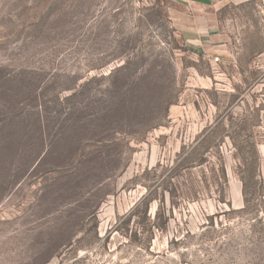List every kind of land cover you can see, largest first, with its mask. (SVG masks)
<instances>
[{"label":"rangeland","instance_id":"rangeland-1","mask_svg":"<svg viewBox=\"0 0 264 264\" xmlns=\"http://www.w3.org/2000/svg\"><path fill=\"white\" fill-rule=\"evenodd\" d=\"M192 12L218 36L188 42ZM182 147L209 162L172 198ZM152 184L148 246L129 214ZM0 264H264V0H0Z\"/></svg>","mask_w":264,"mask_h":264},{"label":"trees","instance_id":"trees-1","mask_svg":"<svg viewBox=\"0 0 264 264\" xmlns=\"http://www.w3.org/2000/svg\"><path fill=\"white\" fill-rule=\"evenodd\" d=\"M218 125H215L213 128L211 126L204 128L199 135V142L195 144L192 150L199 148L200 146L204 145V148L208 150L212 147L213 137L210 132L215 130ZM211 130L208 132V130ZM231 137L229 136V139ZM233 146L236 147L235 141L232 140ZM217 142L214 147H217ZM192 150L190 153L186 154L184 147L181 148L180 152L178 153L176 159L174 160V167L170 169L169 174L166 178H164L165 186L163 188V192L166 191L170 197L175 198L177 196L183 195L184 191L182 189V183L179 180L181 173L191 171L192 165L195 164L197 166H202L209 162L208 157L201 156L198 160H195V157L192 156ZM194 152V151H193ZM257 162V154L255 152V146L252 144V152L250 156L247 158L244 154H239V166H238V174L239 179L242 183V195L244 197L245 203L247 202V194L250 187V182L253 181L255 175V166ZM216 166H211L209 170V176L213 178L214 182L221 186L222 184L226 183V170L223 163L219 166L218 170H215ZM205 176V174H204ZM206 179V176H205ZM153 184L146 187V193L141 198V200L134 206L132 211L129 214V219L137 218V228H140V232L142 233L145 242L149 246L151 243L155 232L163 231L167 226V219L163 217L161 212H158V209L155 210L153 220H150V216H148V210L150 204L153 201H157L159 198L157 197L156 190L153 188ZM163 195V194H162ZM164 196H162L159 202H163ZM129 222V220L127 221Z\"/></svg>","mask_w":264,"mask_h":264},{"label":"crops","instance_id":"crops-1","mask_svg":"<svg viewBox=\"0 0 264 264\" xmlns=\"http://www.w3.org/2000/svg\"><path fill=\"white\" fill-rule=\"evenodd\" d=\"M173 1H181L184 4L189 5L194 9H205L209 8L212 5V0H173ZM196 11V10H195ZM193 17H189L185 22L186 32L183 33V37L187 39L192 45H202L206 44V41H212L213 37H216V33L210 32V30L215 29L217 24L212 19V15L207 16L205 14L202 18H198L200 12H192ZM193 26V27H192ZM218 36V35H217Z\"/></svg>","mask_w":264,"mask_h":264},{"label":"built area","instance_id":"built-area-1","mask_svg":"<svg viewBox=\"0 0 264 264\" xmlns=\"http://www.w3.org/2000/svg\"><path fill=\"white\" fill-rule=\"evenodd\" d=\"M213 60L216 62V61H218V58H217V57H215Z\"/></svg>","mask_w":264,"mask_h":264}]
</instances>
